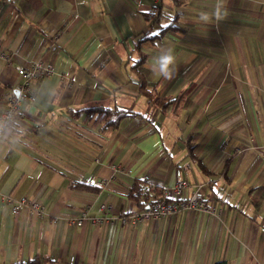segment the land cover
Returning <instances> with one entry per match:
<instances>
[{"label": "crops", "instance_id": "1", "mask_svg": "<svg viewBox=\"0 0 264 264\" xmlns=\"http://www.w3.org/2000/svg\"><path fill=\"white\" fill-rule=\"evenodd\" d=\"M175 18L180 31L137 45ZM0 49V111L16 66L54 67L0 140V196L47 211L13 215L0 200V264H264V0H0ZM170 52L165 77L158 59ZM94 105L131 115L102 131ZM144 176L184 178L183 197L200 186L218 214L124 223ZM100 204L112 205L105 221H68Z\"/></svg>", "mask_w": 264, "mask_h": 264}, {"label": "built area", "instance_id": "2", "mask_svg": "<svg viewBox=\"0 0 264 264\" xmlns=\"http://www.w3.org/2000/svg\"><path fill=\"white\" fill-rule=\"evenodd\" d=\"M9 56L7 51L0 49V59L9 60ZM15 69L20 80L14 85L13 91L7 97L5 106L0 111V140H5L7 138L9 127L18 120L22 104L31 96V81L39 77L51 75L54 67L52 63L34 60L29 62L27 66L18 65ZM119 168L127 173L131 172L130 169L126 170L120 166ZM100 183L102 186L106 185L104 181ZM186 186L187 182L182 177L177 176L174 185L168 190L175 195L171 201H165L164 199L152 201L144 208L127 215L126 218L123 219V222L136 224L147 219L158 220L161 217H168L179 211L217 213L214 206L205 203L198 188L188 197H182L181 193ZM0 199L9 206L10 213L13 215H18L21 211L29 212L34 216H44L47 214L46 208L41 201L30 200L26 196L14 198L10 194H2ZM87 209L88 208L81 210L76 217L70 218L68 221L78 226H82L87 221L93 224L100 223L101 221H105V218L107 219V217L103 216V211L111 210L112 205L100 204L96 215H89Z\"/></svg>", "mask_w": 264, "mask_h": 264}, {"label": "trees", "instance_id": "3", "mask_svg": "<svg viewBox=\"0 0 264 264\" xmlns=\"http://www.w3.org/2000/svg\"><path fill=\"white\" fill-rule=\"evenodd\" d=\"M175 19H171L166 24H160L158 28H148L144 32L138 34L137 45H140L142 42L145 41H154L159 39L163 36V34L167 30L172 31H180L179 25L175 23ZM141 58L138 59L135 63H140L143 60V55L140 56ZM141 61V62H140ZM163 99L159 100L157 103L161 102ZM88 114H95L96 115V122L100 124L99 129L105 130L106 128H113L116 127L118 122L125 116L131 115V111L119 107H108V106H98L94 105L92 107L85 108ZM140 179L139 181H135L132 187L129 189L128 196L136 201L140 206V209L144 208L147 204L152 201L160 200V194L157 186H153L151 183L149 184L147 179ZM71 188L75 189H83L88 191L95 192L98 190L95 185L84 183L81 181H71L70 185ZM39 257L36 255L34 258L28 261H15L11 264H38Z\"/></svg>", "mask_w": 264, "mask_h": 264}, {"label": "rangeland", "instance_id": "4", "mask_svg": "<svg viewBox=\"0 0 264 264\" xmlns=\"http://www.w3.org/2000/svg\"><path fill=\"white\" fill-rule=\"evenodd\" d=\"M3 109V108H2ZM13 124V123H12ZM102 143H104V142H102ZM239 150H241L240 148H239ZM120 167H122V168H124V169H126V170H131V167H126L125 165H119ZM119 166H116L115 167V165H114V167L116 168V170H119V171H124V170H121L120 168H119ZM131 172H132V170H131ZM125 173H127V172H125ZM130 173V172H129ZM143 179H147L148 180V176H144V178ZM176 179V178H175ZM184 179V178H183ZM185 180V179H184ZM186 181V180H185ZM104 182H106V181H104ZM175 182V181H174ZM187 182V181H186ZM174 185V183L172 184V185H170V186H166V185H156L157 186V188H158V190H159V194H160V199H164L165 201H171V199H173L174 197H175V195L173 194V193H171L170 191H168V190H170L171 188H172V186ZM153 186H155V185H153ZM187 186H188V182H187ZM187 186H186V188H187ZM185 188V189H186ZM196 188H198V190H199V193L201 194V192H200V186H196V187H194V189H193V191L196 189ZM184 189V190H185ZM183 190V191H184ZM182 191V192H183ZM168 195H171V196H168ZM174 196V197H173ZM181 196H182V193H181ZM1 197V196H0ZM183 197V196H182ZM1 200V199H0ZM2 201V200H1ZM3 202V201H2ZM4 203V202H3ZM140 210V209H139ZM172 215H174V214H172Z\"/></svg>", "mask_w": 264, "mask_h": 264}, {"label": "clouds", "instance_id": "5", "mask_svg": "<svg viewBox=\"0 0 264 264\" xmlns=\"http://www.w3.org/2000/svg\"><path fill=\"white\" fill-rule=\"evenodd\" d=\"M174 62H175V56L171 52L169 54L159 57L158 64H159L162 74L165 77L171 76L172 71H170V68L171 66L174 65Z\"/></svg>", "mask_w": 264, "mask_h": 264}, {"label": "snow or ice", "instance_id": "6", "mask_svg": "<svg viewBox=\"0 0 264 264\" xmlns=\"http://www.w3.org/2000/svg\"><path fill=\"white\" fill-rule=\"evenodd\" d=\"M133 62L135 63L136 61H135V58H133Z\"/></svg>", "mask_w": 264, "mask_h": 264}]
</instances>
